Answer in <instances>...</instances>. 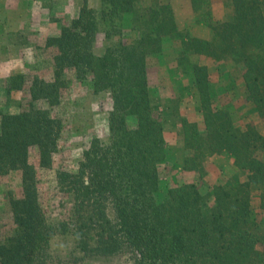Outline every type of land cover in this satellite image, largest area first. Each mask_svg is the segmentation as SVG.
Wrapping results in <instances>:
<instances>
[{"label": "trees", "instance_id": "16d2710c", "mask_svg": "<svg viewBox=\"0 0 264 264\" xmlns=\"http://www.w3.org/2000/svg\"><path fill=\"white\" fill-rule=\"evenodd\" d=\"M191 3L210 38L180 28L170 2L101 0L98 13L83 0L46 37L45 47L54 51L52 77L25 71L8 78L7 92L20 90L25 101L17 112L0 109V176L21 171L22 191L9 193L14 229L0 240V264H49L57 236L70 237L87 256L129 252L137 264H264V229L252 208L257 189L264 211V133L252 121L238 124V114L219 103L208 66L192 59L204 55L239 69L245 100L264 123V0H230L225 20L214 19L208 0ZM100 20L108 38L126 30L131 40L97 54ZM167 42L188 81L173 72L176 89L193 96L203 126L177 114L183 147L173 163L195 179L170 186L159 201V164L172 150L166 117L153 103L148 60L163 54ZM69 72L78 82L90 80L95 92L110 93L109 136L91 140L76 170H56L66 214L50 221L38 169H53L61 149L65 121L54 109L70 85ZM222 154L232 158L237 175L203 192L207 161Z\"/></svg>", "mask_w": 264, "mask_h": 264}, {"label": "rangeland", "instance_id": "374dc122", "mask_svg": "<svg viewBox=\"0 0 264 264\" xmlns=\"http://www.w3.org/2000/svg\"><path fill=\"white\" fill-rule=\"evenodd\" d=\"M83 0H0V109L7 112L21 110L25 101L20 90L7 92L8 78L19 72L36 73L50 78L53 74V49L45 47L46 37L57 34L60 27L76 15ZM170 2V0H162ZM177 1V0H174ZM182 0H180L181 2ZM215 20H225L232 12L230 0H208ZM151 2V0H143ZM178 2V24L182 29H191L194 34L210 38V28L197 24L193 9L182 8ZM91 7L99 13L101 0H88ZM206 8V5H204ZM124 30V29H123ZM107 26L100 20L95 52L101 54L105 47L122 40L128 42L132 33L123 31L121 36H106ZM172 43V42H171ZM169 42L166 50L156 58L148 60V71L152 98L155 107L166 117L165 137L172 153L166 161L159 164L160 191L157 199L162 201L165 190L182 181L195 179V174L181 176L178 174L173 159L176 151L181 149L182 135L179 132L177 114L186 115L192 121L203 126V119L195 108L191 94L179 95L174 82L173 72L187 83V76L178 68L174 59V48ZM196 62L206 64L211 80L218 91V101L229 105L238 114V124L252 121L264 133V123L254 112L253 107L245 100L246 87L243 85L241 71L233 69L230 63H219L207 56L194 55ZM230 73L231 75H228ZM70 85L64 91L62 102L54 113L65 121V130L61 139V149L55 155L54 168L38 169L39 193L41 202L50 221L65 217L66 208L56 182V170H76L83 151L94 137L106 140L109 136V112L112 109V98L108 91L95 92L90 80L78 82L69 72ZM176 149V150H175ZM31 160L37 164V150H31ZM208 174L202 186L207 192L214 185L225 183L237 175L232 158L226 154L215 155L207 161ZM239 173V172H238ZM21 171H14L7 176H0V240H3L14 229L9 193L21 195ZM252 208L264 229V211L260 208V190L252 194ZM70 237L57 236L51 243L49 264H137L129 252L114 255H85L74 250Z\"/></svg>", "mask_w": 264, "mask_h": 264}, {"label": "crops", "instance_id": "0c3cea01", "mask_svg": "<svg viewBox=\"0 0 264 264\" xmlns=\"http://www.w3.org/2000/svg\"><path fill=\"white\" fill-rule=\"evenodd\" d=\"M178 2H180V0L174 1V0H170V3L172 4L175 14H176V18L178 19V13L176 10H178ZM183 2V3H182ZM180 3H182V8H185L186 10L190 11L192 9V3L191 0H182ZM178 21V20H177ZM179 23V22H178ZM149 72V71H148ZM181 143H182V138H181ZM183 147V145L181 144V148ZM178 174L181 175V171L178 172ZM193 173L188 172L187 175H192ZM182 176V175H181Z\"/></svg>", "mask_w": 264, "mask_h": 264}]
</instances>
